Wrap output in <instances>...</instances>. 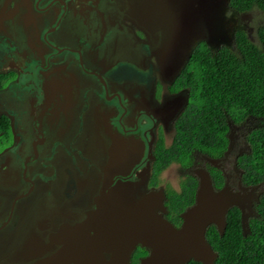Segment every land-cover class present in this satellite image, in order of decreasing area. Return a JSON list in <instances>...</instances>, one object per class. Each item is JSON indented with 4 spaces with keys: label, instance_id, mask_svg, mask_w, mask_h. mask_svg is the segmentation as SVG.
<instances>
[{
    "label": "flooded vegetation",
    "instance_id": "af4514ba",
    "mask_svg": "<svg viewBox=\"0 0 264 264\" xmlns=\"http://www.w3.org/2000/svg\"><path fill=\"white\" fill-rule=\"evenodd\" d=\"M132 11L129 0H0V264H79L82 247L99 263L117 259L129 248L119 233L85 223L109 193L126 195L122 184L133 183L138 201L163 191L164 217L177 227L182 213L176 224L168 193H180L190 175L198 180L196 170H207L216 189L250 186L239 159L264 125L254 118L231 121L232 151L195 150L157 173L190 105L180 80L190 60L166 76ZM251 122L259 125L243 131ZM114 213L99 214L106 222ZM149 255L138 245L131 264Z\"/></svg>",
    "mask_w": 264,
    "mask_h": 264
},
{
    "label": "trees",
    "instance_id": "16d2710c",
    "mask_svg": "<svg viewBox=\"0 0 264 264\" xmlns=\"http://www.w3.org/2000/svg\"><path fill=\"white\" fill-rule=\"evenodd\" d=\"M226 1L231 13L264 12V0ZM180 80L190 88V105L179 121L174 144L159 152L157 173L174 163H186L195 150L222 155L230 144V121L254 118L264 123V23L255 32L239 27L231 45L213 48L199 43ZM248 139L251 152L240 157L239 164L245 181L254 186L264 182V125ZM212 175L216 186H222V173L213 169ZM197 189L198 180L190 175L180 193L169 191L168 208L176 224L182 221L180 214L195 203ZM256 210L246 235L238 207L229 211L223 235L215 225L209 227L207 238L219 254L215 264H264V194ZM189 264L203 263L192 260Z\"/></svg>",
    "mask_w": 264,
    "mask_h": 264
},
{
    "label": "water",
    "instance_id": "95a60500",
    "mask_svg": "<svg viewBox=\"0 0 264 264\" xmlns=\"http://www.w3.org/2000/svg\"><path fill=\"white\" fill-rule=\"evenodd\" d=\"M226 1V0H225ZM216 0H129L133 8V20L144 29L158 46L161 65L166 76L180 71L192 57L195 47L209 43V23ZM227 2V1H226ZM162 31V34H159ZM174 69V70H173ZM174 77V76H172ZM229 149L232 147V134ZM216 163L215 160H211ZM198 189L195 203L181 215L182 224L177 227L164 217L167 212L166 196L163 191L151 192L141 200L132 195L133 183L120 185L124 196L115 191L101 201L100 212H115L111 221L98 212L89 214L86 225L99 228L109 227L119 233L120 244L129 246L125 252L109 263L97 262L91 252L83 248L79 264H131V257L138 245L150 250L142 264H189L192 260L203 264H215L219 254L207 238L210 226L215 225L223 235L227 227L229 211L238 207L242 212L244 234L250 232V218L258 214L255 205L264 194L262 184L241 186L233 191L226 184L216 189L207 170H196ZM116 193V194H115ZM116 218V219H115ZM99 220V221H98ZM126 246V247H127ZM87 252V253H86ZM90 253V254H89Z\"/></svg>",
    "mask_w": 264,
    "mask_h": 264
},
{
    "label": "rangeland",
    "instance_id": "374dc122",
    "mask_svg": "<svg viewBox=\"0 0 264 264\" xmlns=\"http://www.w3.org/2000/svg\"><path fill=\"white\" fill-rule=\"evenodd\" d=\"M252 13L247 15L231 13V11L228 9V4L225 0H216L214 8L211 12V19L209 23L210 35L212 36L208 44L211 45L213 48H218L223 44L231 45L234 40V34L236 33V30L239 27L240 28L241 27L244 28V26L251 27L252 32H255V28L259 24L253 22ZM258 125L259 123L257 122L248 123L245 125L243 131L252 130ZM236 138H237V134H236ZM234 141H235V136H234V132H232V147ZM232 147L231 149L233 150L234 147L233 148ZM231 149H228V151H230ZM171 170H169L167 174L170 173ZM167 176L166 178L171 182L177 183L180 180V178L175 175L172 177L170 176L167 177ZM260 190L264 192L263 185L262 188H260Z\"/></svg>",
    "mask_w": 264,
    "mask_h": 264
},
{
    "label": "clouds",
    "instance_id": "9594fccd",
    "mask_svg": "<svg viewBox=\"0 0 264 264\" xmlns=\"http://www.w3.org/2000/svg\"><path fill=\"white\" fill-rule=\"evenodd\" d=\"M252 20L254 23L260 24V23H264V12L261 11H254L252 13ZM231 123V121H230ZM232 124H230L231 126ZM232 134V133H231ZM230 135V134H229ZM231 142V140H230Z\"/></svg>",
    "mask_w": 264,
    "mask_h": 264
}]
</instances>
